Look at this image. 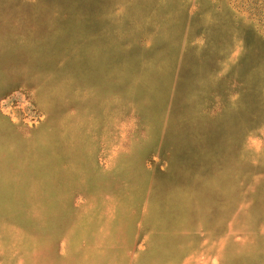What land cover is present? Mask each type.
Returning <instances> with one entry per match:
<instances>
[{
	"label": "rangeland",
	"instance_id": "obj_1",
	"mask_svg": "<svg viewBox=\"0 0 264 264\" xmlns=\"http://www.w3.org/2000/svg\"><path fill=\"white\" fill-rule=\"evenodd\" d=\"M0 264H264V0H0Z\"/></svg>",
	"mask_w": 264,
	"mask_h": 264
}]
</instances>
